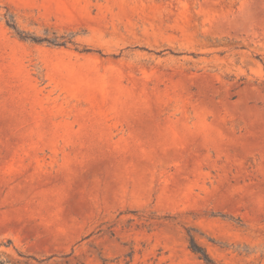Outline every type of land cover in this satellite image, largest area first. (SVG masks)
Masks as SVG:
<instances>
[{"label":"rangeland","instance_id":"rangeland-1","mask_svg":"<svg viewBox=\"0 0 264 264\" xmlns=\"http://www.w3.org/2000/svg\"><path fill=\"white\" fill-rule=\"evenodd\" d=\"M12 169L0 264H264V0H0Z\"/></svg>","mask_w":264,"mask_h":264},{"label":"crops","instance_id":"crops-1","mask_svg":"<svg viewBox=\"0 0 264 264\" xmlns=\"http://www.w3.org/2000/svg\"><path fill=\"white\" fill-rule=\"evenodd\" d=\"M22 171V169L8 170L10 179H4V175H0V192L4 190L8 194V192L13 190V196H17L16 198H18V193L22 188L32 187V182H21L19 181V179H17L19 178V176H22ZM15 203L16 199L8 205V208H6V210L1 211L0 236L18 240V238L22 235H34V229L21 227V212H19L18 207Z\"/></svg>","mask_w":264,"mask_h":264},{"label":"trees","instance_id":"trees-1","mask_svg":"<svg viewBox=\"0 0 264 264\" xmlns=\"http://www.w3.org/2000/svg\"><path fill=\"white\" fill-rule=\"evenodd\" d=\"M10 27H12L15 31L17 30L16 25L14 24H9ZM24 37V36H22ZM190 249L193 253H195L196 255H198L201 260H203L206 264H215L214 261L210 258V256L208 255V253L206 252V250L201 247L197 241L195 240L194 237H190Z\"/></svg>","mask_w":264,"mask_h":264}]
</instances>
